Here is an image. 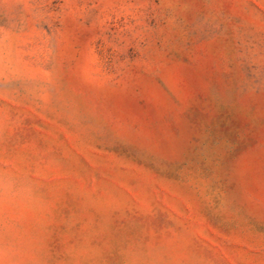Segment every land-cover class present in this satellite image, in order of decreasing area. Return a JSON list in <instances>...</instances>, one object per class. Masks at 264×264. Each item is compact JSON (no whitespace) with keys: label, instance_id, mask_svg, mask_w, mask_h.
<instances>
[{"label":"rangeland","instance_id":"rangeland-1","mask_svg":"<svg viewBox=\"0 0 264 264\" xmlns=\"http://www.w3.org/2000/svg\"><path fill=\"white\" fill-rule=\"evenodd\" d=\"M0 264H264V0H0Z\"/></svg>","mask_w":264,"mask_h":264}]
</instances>
